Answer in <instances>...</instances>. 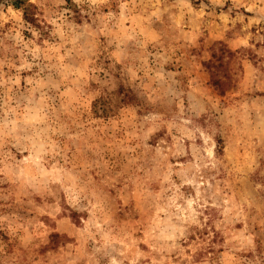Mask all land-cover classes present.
Segmentation results:
<instances>
[{"label": "rangeland", "instance_id": "1", "mask_svg": "<svg viewBox=\"0 0 264 264\" xmlns=\"http://www.w3.org/2000/svg\"><path fill=\"white\" fill-rule=\"evenodd\" d=\"M0 264H264V0H0Z\"/></svg>", "mask_w": 264, "mask_h": 264}, {"label": "trees", "instance_id": "2", "mask_svg": "<svg viewBox=\"0 0 264 264\" xmlns=\"http://www.w3.org/2000/svg\"><path fill=\"white\" fill-rule=\"evenodd\" d=\"M30 8H32L31 5H24L22 8L24 19L27 20V22H32V19L30 18L31 13L29 11Z\"/></svg>", "mask_w": 264, "mask_h": 264}]
</instances>
